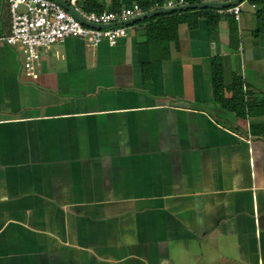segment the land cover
<instances>
[{
  "label": "crops",
  "instance_id": "1",
  "mask_svg": "<svg viewBox=\"0 0 264 264\" xmlns=\"http://www.w3.org/2000/svg\"><path fill=\"white\" fill-rule=\"evenodd\" d=\"M236 6L137 21L114 46L68 38L32 71L0 42V264H264L263 6Z\"/></svg>",
  "mask_w": 264,
  "mask_h": 264
},
{
  "label": "built area",
  "instance_id": "2",
  "mask_svg": "<svg viewBox=\"0 0 264 264\" xmlns=\"http://www.w3.org/2000/svg\"><path fill=\"white\" fill-rule=\"evenodd\" d=\"M7 1L11 28L10 33L0 39V42L17 47L23 65L29 71L40 64L42 50L60 45L68 38L83 39L93 46L104 41L114 46L128 35V26L118 24L146 13L137 3L118 12L94 13L80 9L78 0H62L81 17L82 22L56 0ZM185 5H187L186 0L156 2L151 9L162 10ZM218 13H230L239 19L240 7L218 9Z\"/></svg>",
  "mask_w": 264,
  "mask_h": 264
},
{
  "label": "trees",
  "instance_id": "3",
  "mask_svg": "<svg viewBox=\"0 0 264 264\" xmlns=\"http://www.w3.org/2000/svg\"><path fill=\"white\" fill-rule=\"evenodd\" d=\"M250 2L255 4V5H262L263 6V8L258 12V15H257V17H258V29L256 30L255 34L256 35L264 34V0H250ZM183 21H184V18L175 17L170 22H172V25H174L173 26L174 28H177L178 25L180 23H182ZM238 85L239 86L236 87L235 98H237V102L241 106V110H243L244 105H245L244 104V101H245L244 100V94L242 91V86L239 83H238ZM223 91H224V88H223L222 81L218 77H215V96H216V98L222 97Z\"/></svg>",
  "mask_w": 264,
  "mask_h": 264
},
{
  "label": "water",
  "instance_id": "4",
  "mask_svg": "<svg viewBox=\"0 0 264 264\" xmlns=\"http://www.w3.org/2000/svg\"><path fill=\"white\" fill-rule=\"evenodd\" d=\"M56 1L61 3L63 5V7L66 8L67 10H69L78 20L82 21L81 17L72 8H70L67 3H65L62 0H56ZM241 1H243V0H237L236 2L228 3V4H225V3H207V4L186 5L182 8H175V9H168V10H164V11L154 12V13L149 14V15H145V16H142L139 18L132 19V20L125 22L123 24L119 23L118 25H129V24L135 23L137 21H144L147 18H152V17L162 15V14H166V13H173L176 11H187L190 9H197V8H200V9H203V8L220 9V8H226V7L228 8L230 6L239 5L241 3ZM89 26H91V25H89ZM95 28H98V27H95Z\"/></svg>",
  "mask_w": 264,
  "mask_h": 264
}]
</instances>
